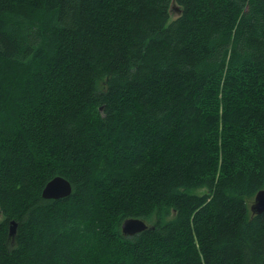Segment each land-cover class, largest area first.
Listing matches in <instances>:
<instances>
[{
  "label": "trees",
  "instance_id": "trees-1",
  "mask_svg": "<svg viewBox=\"0 0 264 264\" xmlns=\"http://www.w3.org/2000/svg\"><path fill=\"white\" fill-rule=\"evenodd\" d=\"M260 188L264 0H0V264H264Z\"/></svg>",
  "mask_w": 264,
  "mask_h": 264
},
{
  "label": "water",
  "instance_id": "water-1",
  "mask_svg": "<svg viewBox=\"0 0 264 264\" xmlns=\"http://www.w3.org/2000/svg\"><path fill=\"white\" fill-rule=\"evenodd\" d=\"M172 9L178 13L180 12L175 4L172 5ZM71 190L72 186L70 181L61 175H56L46 182L41 191V195L44 198L58 199L68 196ZM250 210L252 214H260L264 211V188H260L254 194V200L250 204ZM147 227L148 224L143 219L137 217L125 218L121 223V231L124 235H134ZM15 229L16 224L12 220L8 232L10 238H13Z\"/></svg>",
  "mask_w": 264,
  "mask_h": 264
},
{
  "label": "rangeland",
  "instance_id": "rangeland-1",
  "mask_svg": "<svg viewBox=\"0 0 264 264\" xmlns=\"http://www.w3.org/2000/svg\"><path fill=\"white\" fill-rule=\"evenodd\" d=\"M175 16L176 15L174 14V12H172V18H174ZM193 191L194 192H197V191L203 192V188H200L197 191L196 190H193ZM253 200H254V195L252 197L248 198V200H247L248 207H250V204L252 203Z\"/></svg>",
  "mask_w": 264,
  "mask_h": 264
}]
</instances>
